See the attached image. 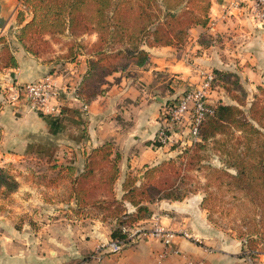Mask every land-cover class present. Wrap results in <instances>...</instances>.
<instances>
[{
	"label": "crops",
	"instance_id": "0c3cea01",
	"mask_svg": "<svg viewBox=\"0 0 264 264\" xmlns=\"http://www.w3.org/2000/svg\"><path fill=\"white\" fill-rule=\"evenodd\" d=\"M0 1L12 23L6 38L16 59L15 67L0 68V264H253L241 242L213 232L199 193L151 202L150 215L136 223L177 232L169 244L148 238L97 256L94 249L111 239L113 223L91 211L78 212L70 182L89 153L108 142L111 156H119L113 184L117 198L128 174L140 180L145 165L173 155L152 146L161 106L198 84L204 73L236 72L246 90L264 87V24L241 15L223 17L222 0H209L206 26L189 27L181 47L143 46L145 61L108 73L99 85L104 92L84 107L75 92L90 54L70 60L61 50L39 56L26 52L15 40L16 11L26 7L18 0ZM95 38V33L80 36L84 42ZM44 76L54 82L53 103L60 115L40 113L23 97L9 98L16 84ZM209 102L230 101L215 89ZM124 206L133 210L128 202Z\"/></svg>",
	"mask_w": 264,
	"mask_h": 264
},
{
	"label": "trees",
	"instance_id": "16d2710c",
	"mask_svg": "<svg viewBox=\"0 0 264 264\" xmlns=\"http://www.w3.org/2000/svg\"><path fill=\"white\" fill-rule=\"evenodd\" d=\"M26 10H18L15 16V40L19 46L32 55L39 56L48 51L36 49L40 44L48 47L52 41L63 36L69 38L63 56L74 60L78 54L87 53V70L83 74L76 95L84 104L95 94H102L99 85L104 77L129 63L142 64L147 51L143 46L173 45L181 47L192 25L206 26L208 22L209 0H18ZM188 3V4H187ZM174 4L182 5L183 12L175 11ZM190 8H189V6ZM135 11H134V10ZM122 11L131 15L132 23L122 18ZM155 11V12H154ZM153 12V13H152ZM163 14L159 16V13ZM190 14L184 19L183 13ZM26 14L30 17L26 20ZM179 16H181L179 19ZM95 17H97L95 19ZM164 17V18H163ZM96 20L100 27L91 26ZM134 23V24H133ZM95 33L92 42H84L80 36ZM47 36V38H46ZM0 68L16 66L14 49L5 37L0 36ZM212 87L222 89L230 102H217L213 113L207 115L198 126L199 139L181 147L175 153L155 164L145 165L142 178L128 174L121 185L122 196L117 198L113 184L118 177V155L111 156V143L93 149L83 170L70 182V193L75 197L78 212H94L103 221L113 223L112 239L126 237L124 229L132 228L138 221L151 213L148 204L159 200H182L190 189L181 187L180 181L167 179L162 175L171 168H180L184 157L192 159L202 148L211 146L224 158L222 163L233 168L235 173H226L223 168L214 169L230 177L227 185L240 192L257 211V230L249 231V243L258 241L262 249L253 248L249 254H264V101L259 94L252 95L247 102V90L236 72L213 70ZM256 90L264 93V87ZM245 107V108H244ZM193 161L190 160L189 164ZM206 197L203 196L205 203ZM128 202L133 210L124 206ZM251 246L250 244H248ZM249 249V248H248ZM251 250V247H250Z\"/></svg>",
	"mask_w": 264,
	"mask_h": 264
},
{
	"label": "built area",
	"instance_id": "2783aa9c",
	"mask_svg": "<svg viewBox=\"0 0 264 264\" xmlns=\"http://www.w3.org/2000/svg\"><path fill=\"white\" fill-rule=\"evenodd\" d=\"M223 17L235 15L245 17L253 23L264 24V0H222ZM212 72L204 73L202 80L193 86H187L174 98L165 101L159 114V127L152 140L155 149L165 148L167 151H177L199 139L198 126L207 115L213 113L214 105L209 102V94L215 90L212 87ZM56 87L49 76L16 84L11 88L9 98L18 100L23 97L31 108L47 115H60L61 108L53 103L56 97ZM86 107V104L83 105ZM123 239H109L106 243L97 245L94 253L115 254L125 246L137 240L148 238L159 239L165 244L178 236L177 232L165 229L154 223L151 228H141L134 225L124 229ZM182 236L188 237L185 232ZM187 264H203L201 261H189Z\"/></svg>",
	"mask_w": 264,
	"mask_h": 264
},
{
	"label": "rangeland",
	"instance_id": "374dc122",
	"mask_svg": "<svg viewBox=\"0 0 264 264\" xmlns=\"http://www.w3.org/2000/svg\"><path fill=\"white\" fill-rule=\"evenodd\" d=\"M174 2L176 3L177 0ZM158 3L159 7L163 8V6H161L160 0ZM182 5L183 4H174V8L178 6L177 10L175 8V11L183 12L184 8H182ZM122 14V18L125 21L133 19L131 18V15L127 14V11H122ZM160 14L163 13H159V16L162 17ZM183 16L187 21L190 17V14H188V12H184ZM29 17L30 15L27 14L26 19ZM180 17L181 16H179V19H181ZM96 18L97 17H95V19ZM95 19L91 21V26L98 28L102 25V23L99 24ZM125 23H132V21H127ZM11 25L12 23L8 22L7 25L4 26L6 28H3L5 30H0V36L5 37L6 40V33L9 31V28L12 29ZM68 39L69 38L67 37L61 36L58 38V41H52L48 47L43 48L40 44H37L38 46L36 49H45L44 51H48L46 53L60 50L65 51L67 49L65 42ZM85 40L88 41L89 38H85ZM8 43L10 44L9 46L14 49V45H12L10 41ZM0 45H2L1 42ZM246 92L247 98L243 99L245 105L248 104L247 102L253 100L252 95L255 92L259 94L260 100L264 101V93L259 92L256 90V88L251 91L247 90ZM171 152H173L172 154L175 153V151ZM221 158H224V156L221 155L218 150L208 146L200 149L198 154L192 159H190V157L182 158V164L180 168H171V171L165 172L162 176L169 180L175 179L176 181H180L182 182L180 184L181 187L190 189L192 192H195L196 194L199 193L206 197V201L205 203L203 202L202 206L207 210V218L210 225L212 226L213 232L218 236V238L221 237L227 240L233 239L241 242L244 247V253L249 255L253 251L252 249L254 247L262 249V246L259 243L260 241L255 244L249 243L250 237L254 238L255 235H250L248 232L257 230L259 228L256 224L258 210H255L251 203L239 197L241 194L238 190L232 188L231 185H227V180H231L229 176L223 173H220L219 175V173H215L209 168H206V166H211L214 169L223 168L226 170V173H235L233 168H227L222 163ZM190 160L193 161L192 164H189ZM262 227L264 229V223ZM263 255L264 254L256 255L255 259L252 260L253 264H264V260H261L264 259L261 258Z\"/></svg>",
	"mask_w": 264,
	"mask_h": 264
},
{
	"label": "water",
	"instance_id": "95a60500",
	"mask_svg": "<svg viewBox=\"0 0 264 264\" xmlns=\"http://www.w3.org/2000/svg\"><path fill=\"white\" fill-rule=\"evenodd\" d=\"M9 18V13L3 8V4L0 1V30L4 28Z\"/></svg>",
	"mask_w": 264,
	"mask_h": 264
}]
</instances>
